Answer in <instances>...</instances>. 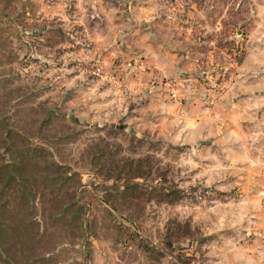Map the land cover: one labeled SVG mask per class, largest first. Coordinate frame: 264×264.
I'll return each mask as SVG.
<instances>
[{
    "label": "rangeland",
    "instance_id": "obj_1",
    "mask_svg": "<svg viewBox=\"0 0 264 264\" xmlns=\"http://www.w3.org/2000/svg\"><path fill=\"white\" fill-rule=\"evenodd\" d=\"M0 163V264H264V0H0Z\"/></svg>",
    "mask_w": 264,
    "mask_h": 264
},
{
    "label": "trees",
    "instance_id": "obj_2",
    "mask_svg": "<svg viewBox=\"0 0 264 264\" xmlns=\"http://www.w3.org/2000/svg\"><path fill=\"white\" fill-rule=\"evenodd\" d=\"M13 164L15 165V163H13ZM13 164H11V163H0L1 169H3V171L6 172L2 175L4 180L2 182H0V187H1L0 194H4L5 190H12V187H14L16 189V194L18 196V203L21 201V197H24V199H25L24 209H25V211H28V209L30 208V201L25 196V188H24V184H23V178L20 177L19 182L13 184V186L11 187L12 183L10 182V180L15 176V174L13 173V169H12L13 167H15ZM62 177L64 179H68V176H66V175H62ZM59 184H62V181L59 182ZM7 199H9V198H7ZM1 201H5V198L3 197L1 199ZM20 211H21V209L19 207L17 209V212L19 213ZM25 223H26V225H32L31 223L36 224L37 229H38V222L35 219H33L32 217L27 219L25 221ZM2 227L3 226L0 225V231L2 230ZM33 229H34V234H35L36 229L34 227H33Z\"/></svg>",
    "mask_w": 264,
    "mask_h": 264
}]
</instances>
